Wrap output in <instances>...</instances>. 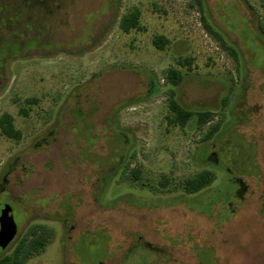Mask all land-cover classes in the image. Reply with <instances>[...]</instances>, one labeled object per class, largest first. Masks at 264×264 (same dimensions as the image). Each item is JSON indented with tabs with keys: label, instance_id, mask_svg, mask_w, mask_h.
<instances>
[{
	"label": "rangeland",
	"instance_id": "rangeland-1",
	"mask_svg": "<svg viewBox=\"0 0 264 264\" xmlns=\"http://www.w3.org/2000/svg\"><path fill=\"white\" fill-rule=\"evenodd\" d=\"M201 3L0 0V117L21 132L0 136V181L15 162L19 233L53 231L25 264H264V0ZM135 9L141 28L124 33ZM169 90L212 120L170 125ZM203 169L215 180L185 194ZM56 194L78 197L71 233L44 218Z\"/></svg>",
	"mask_w": 264,
	"mask_h": 264
},
{
	"label": "trees",
	"instance_id": "trees-1",
	"mask_svg": "<svg viewBox=\"0 0 264 264\" xmlns=\"http://www.w3.org/2000/svg\"><path fill=\"white\" fill-rule=\"evenodd\" d=\"M200 9H202L201 0H193ZM139 10L135 9L126 14H124L120 19V29L124 33L135 29L140 30L139 26ZM208 31L212 33V30L207 26ZM259 31L264 40V27L259 25ZM214 32V31H213ZM217 35L216 33H214ZM222 45L228 49L232 54L235 55L234 50L231 47H228L224 40L217 36ZM167 43V40L162 36H156L153 39V45L159 49H162ZM186 63L189 64V61L186 60ZM166 83H169L171 86L176 87L182 81V74L177 69H168L165 75ZM168 95V110L171 114V117L168 118V123L170 125H175L180 128H184L187 123L195 117L196 119V129H201L205 124L209 123L212 120L211 112H193L182 108L175 98V92L169 90ZM225 105V103H224ZM220 122L212 126L208 132L205 134V140L210 139L220 128ZM0 136H4L8 139L14 141H19L21 139V132L17 130L13 123V118L9 114H3L0 117ZM129 164L126 165L127 169ZM125 171V170H124ZM124 173V172H123ZM133 179L137 180L138 173L134 171L132 173ZM215 180V173L212 170H203L194 176L188 178L182 185V190L187 195H192L200 192L204 188L210 186ZM162 186L166 185V182L161 183ZM51 238V233L46 232L44 226H34L31 227L26 233L23 240L16 246V248L7 255H3L0 258V264H25L33 256L41 254L46 246L48 245Z\"/></svg>",
	"mask_w": 264,
	"mask_h": 264
},
{
	"label": "flooded vegetation",
	"instance_id": "flooded-vegetation-1",
	"mask_svg": "<svg viewBox=\"0 0 264 264\" xmlns=\"http://www.w3.org/2000/svg\"><path fill=\"white\" fill-rule=\"evenodd\" d=\"M14 165L15 162H13V164L6 169L0 181V232L6 233L10 230L12 226H15L16 233L13 239L8 244V246L5 249H0V255L3 252H5L14 243L17 246L23 240L26 233L31 227L44 226L46 228V232H48L49 234L51 233V238L53 236V231L51 230V228L43 224H32L28 226L24 234L19 233V228H18L19 220L17 221L15 215L16 214L20 215L21 219L25 216L22 210V206H24L23 202L25 196H21L22 194H18L17 196L9 195L7 178L14 172L15 170ZM126 165L122 169L123 172L126 168ZM203 170H207V169H203ZM77 198H78L77 195H72V194L50 195L47 199L43 200V209H45L44 218L46 220L48 219L54 221L62 228L67 229L68 233H71L73 231V227L69 226L68 224L71 223V221L74 219V214H73L74 208L72 206L73 205L72 201L74 200L76 201ZM10 216H12L11 220H9Z\"/></svg>",
	"mask_w": 264,
	"mask_h": 264
},
{
	"label": "water",
	"instance_id": "water-1",
	"mask_svg": "<svg viewBox=\"0 0 264 264\" xmlns=\"http://www.w3.org/2000/svg\"><path fill=\"white\" fill-rule=\"evenodd\" d=\"M16 233L15 226H12L10 230L6 233L0 232V249H5L10 241L13 239Z\"/></svg>",
	"mask_w": 264,
	"mask_h": 264
}]
</instances>
